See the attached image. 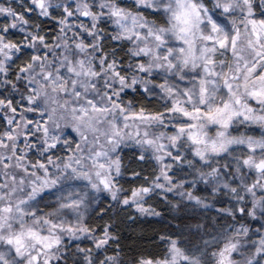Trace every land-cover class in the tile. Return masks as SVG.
Returning <instances> with one entry per match:
<instances>
[{"label": "snow or ice", "instance_id": "1", "mask_svg": "<svg viewBox=\"0 0 264 264\" xmlns=\"http://www.w3.org/2000/svg\"><path fill=\"white\" fill-rule=\"evenodd\" d=\"M0 264H264V0L0 3Z\"/></svg>", "mask_w": 264, "mask_h": 264}, {"label": "trees", "instance_id": "2", "mask_svg": "<svg viewBox=\"0 0 264 264\" xmlns=\"http://www.w3.org/2000/svg\"><path fill=\"white\" fill-rule=\"evenodd\" d=\"M124 235V239L126 241L127 244L131 245L133 250H136L139 248V245L137 243H134L135 240V233L131 231V229H129L128 231H125L123 233ZM150 247V246H149Z\"/></svg>", "mask_w": 264, "mask_h": 264}, {"label": "rangeland", "instance_id": "3", "mask_svg": "<svg viewBox=\"0 0 264 264\" xmlns=\"http://www.w3.org/2000/svg\"><path fill=\"white\" fill-rule=\"evenodd\" d=\"M8 0H0V3H4L7 4ZM13 2H15V0H13Z\"/></svg>", "mask_w": 264, "mask_h": 264}]
</instances>
